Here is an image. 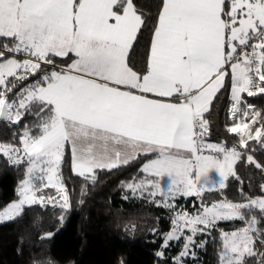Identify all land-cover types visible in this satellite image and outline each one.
<instances>
[{"label": "snow or ice", "instance_id": "snow-or-ice-1", "mask_svg": "<svg viewBox=\"0 0 264 264\" xmlns=\"http://www.w3.org/2000/svg\"><path fill=\"white\" fill-rule=\"evenodd\" d=\"M145 26L134 0H0V119L19 123L32 113L39 120V134L25 128L21 147L0 143V154L14 164L26 158L29 165L19 201L0 210V222L19 217L24 205L54 203L56 197L40 194L47 188L57 190L62 208L70 207L60 175L66 145L73 172L93 183L97 170L158 152L143 164V179L121 183L133 195L159 190L169 208V196L200 195L205 185L224 189L229 176L239 180L234 166L242 159L264 173V163L249 151V141L264 149V113L242 95H264V0H161L140 72L130 65L129 52ZM56 58L71 62L58 66ZM229 69L228 131L239 137L231 149L204 142V114L226 86ZM260 189L264 193V184ZM232 220L245 226L221 231L219 264H264V195L178 212L162 249L183 237L173 258L183 264L195 255L197 234Z\"/></svg>", "mask_w": 264, "mask_h": 264}, {"label": "trees", "instance_id": "trees-1", "mask_svg": "<svg viewBox=\"0 0 264 264\" xmlns=\"http://www.w3.org/2000/svg\"><path fill=\"white\" fill-rule=\"evenodd\" d=\"M134 4L143 14L146 26L133 43L129 63L135 70L143 72L161 0H134ZM55 62L65 66L71 59L56 58ZM38 78L30 77L19 87ZM225 83L204 114V119L209 122L204 142L233 148L238 146L239 137L228 131L233 123L228 111L230 70ZM242 95L248 104L264 113V95ZM38 123L32 113L25 114L19 123L0 119V141L21 146L19 138L25 128L38 135ZM249 151L256 160L264 163V149L258 143L249 141ZM156 155L140 154L127 166L111 171L97 170L93 183L73 172L71 150L67 145L61 176L70 207L65 209L39 203L28 205L16 219L0 223V264H174L173 258L182 250L184 238L171 241L164 249L162 245L178 212L195 214L202 203L215 200L243 202L247 197L264 195L260 189L264 184V173L248 164L246 158L234 166L239 180L229 176L224 189H205L200 195H179L172 201V208L164 206L161 195H149L153 188L138 190L133 195L121 182L127 183L134 177L143 179L145 174L140 171L143 164L155 159ZM26 174L25 162L14 164L0 154V210L20 199L18 188ZM244 226L240 220L219 221L205 233L197 234L191 249L195 255L185 256L183 264H219L221 231L231 232ZM261 227L264 228V223ZM49 233L50 236L47 235ZM161 250L164 251L163 257L157 255ZM248 264H257V260L249 259Z\"/></svg>", "mask_w": 264, "mask_h": 264}, {"label": "rangeland", "instance_id": "rangeland-1", "mask_svg": "<svg viewBox=\"0 0 264 264\" xmlns=\"http://www.w3.org/2000/svg\"><path fill=\"white\" fill-rule=\"evenodd\" d=\"M17 59H21L22 60V58H17ZM31 83H33V81L32 82H29V83H27V84H31ZM26 84V85H27ZM0 143H2L1 141H0ZM205 143H210V142H206L205 141ZM2 144H4V143H2ZM211 144H213V143H211ZM5 145H8V144H5ZM17 147H21V146H19V145H16ZM229 149H231V148H229ZM205 154V153H204ZM209 154H212V153H209ZM4 155V154H3ZM22 155V154H21ZM206 155V154H205ZM208 155V154H207ZM5 157H7L6 155H5ZM8 158V157H7ZM22 162H25L26 163V165H27V168H28V163H27V160H26V158L24 159V161H22ZM21 162V163H22ZM60 175H61V170H60ZM210 176H211V178H212V180L213 181H218L219 180V174L218 173H216V172H212V173H210ZM24 179H26V176H25V178ZM23 179V180H24ZM61 179H62V176H61ZM165 179H167V178H165ZM22 180V181H23ZM62 182H63V180H62ZM161 183L163 184L164 183V181H161ZM21 184V183H20ZM20 186V185H19ZM65 186V185H64ZM211 187V189H214V188H219V185L218 184H215L214 186H211V185H205V188H204V190L205 189H209ZM66 188V187H65ZM154 191L157 193V195L158 196H160L161 194H160V191L159 190H157V189H154ZM41 195H44L45 197H48V196H53V197H56V201L54 202V203H48L47 205H52V206H61V204H62V201L60 200V197H59V195L57 194V190L55 189V188H47V189H44L43 190V192L42 193H40ZM68 195V194H67ZM180 194H177L176 196H175V198L177 197V196H179ZM162 196V195H161ZM163 200H164V197L162 196L161 197ZM175 198L174 199H172L170 196H169V198H168V202L169 203H171L172 204V201H174L175 200ZM19 201V199L17 200V201H14V202H18ZM217 201H222V200H215V201H213V202H217ZM213 202H211V203H213ZM13 203V202H12ZM211 203H208V205H210ZM11 204V203H10ZM25 206H28V205H24L23 206V208L25 207ZM186 212V211H185ZM0 223H2V222H0ZM62 224H63V220H62ZM191 233L190 232H188L187 230H185V235H190ZM195 239V238H194Z\"/></svg>", "mask_w": 264, "mask_h": 264}, {"label": "built area", "instance_id": "built-area-1", "mask_svg": "<svg viewBox=\"0 0 264 264\" xmlns=\"http://www.w3.org/2000/svg\"><path fill=\"white\" fill-rule=\"evenodd\" d=\"M17 58H22V59H24L25 57L24 56H22V55H20V56H17ZM58 66H61V65H58ZM47 71H51V68H48V69H46ZM58 70V69H57ZM204 153L207 155V154H209V153H211L210 152V150H205L204 151Z\"/></svg>", "mask_w": 264, "mask_h": 264}, {"label": "crops", "instance_id": "crops-1", "mask_svg": "<svg viewBox=\"0 0 264 264\" xmlns=\"http://www.w3.org/2000/svg\"><path fill=\"white\" fill-rule=\"evenodd\" d=\"M133 43H134V42H133ZM229 70H230V69H229ZM66 146H67V145H66ZM66 146H65V147H66ZM69 148H70V150H71V146H70V145H69ZM151 153H155V154H157L156 157H155V158H157V156H158V152H151ZM71 155H72V154H71ZM185 155L187 156L188 154L185 153ZM60 170H61V169H60Z\"/></svg>", "mask_w": 264, "mask_h": 264}]
</instances>
